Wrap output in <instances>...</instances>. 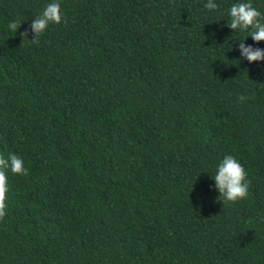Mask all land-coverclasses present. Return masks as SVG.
I'll return each mask as SVG.
<instances>
[{"label": "trees", "instance_id": "1", "mask_svg": "<svg viewBox=\"0 0 264 264\" xmlns=\"http://www.w3.org/2000/svg\"><path fill=\"white\" fill-rule=\"evenodd\" d=\"M204 2L61 0L34 44L45 0H0V155L29 169L5 170L0 264H264V61Z\"/></svg>", "mask_w": 264, "mask_h": 264}, {"label": "clouds", "instance_id": "2", "mask_svg": "<svg viewBox=\"0 0 264 264\" xmlns=\"http://www.w3.org/2000/svg\"><path fill=\"white\" fill-rule=\"evenodd\" d=\"M203 8L214 11L218 8L217 0H205ZM225 24L233 32H246L243 39L235 44L239 52V61L247 60L249 64L253 61H264V48L259 47L255 42L264 40V12L253 5V0H234L227 10ZM62 20L61 0H45L42 10L33 16L29 28L33 37L29 39L32 43H38L37 37L42 34L50 23H60ZM11 29H17L15 21L9 23ZM29 29H25L22 36L27 37ZM232 32V33H233ZM250 36L253 43H246L245 38ZM231 49L232 44H228ZM264 74V68H262ZM244 100V97H239ZM5 170L13 174L27 175L29 169L25 166L23 159L14 152L7 155H0V216L5 214L6 203L5 193L8 191L7 175ZM213 181L210 189L218 192L222 202H235L248 194L249 183L246 179L247 173L241 162L232 154L225 153L218 158L214 164V170L209 173Z\"/></svg>", "mask_w": 264, "mask_h": 264}]
</instances>
